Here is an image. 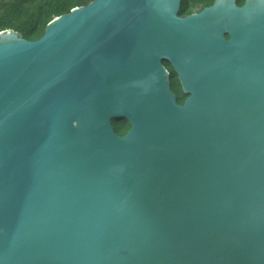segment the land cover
Here are the masks:
<instances>
[{
	"label": "water",
	"instance_id": "water-1",
	"mask_svg": "<svg viewBox=\"0 0 264 264\" xmlns=\"http://www.w3.org/2000/svg\"><path fill=\"white\" fill-rule=\"evenodd\" d=\"M182 1L0 32V264H264V0Z\"/></svg>",
	"mask_w": 264,
	"mask_h": 264
},
{
	"label": "trees",
	"instance_id": "trees-1",
	"mask_svg": "<svg viewBox=\"0 0 264 264\" xmlns=\"http://www.w3.org/2000/svg\"><path fill=\"white\" fill-rule=\"evenodd\" d=\"M93 0H0V32L3 30H15L30 41L40 39L49 22L54 18L69 13L75 7L86 6ZM215 0H204V8L213 5ZM245 0H238L243 5ZM191 4L187 0L182 1L181 16L192 14ZM203 8V9H204ZM171 77V88L183 104L187 98L177 74L169 63H165ZM115 131L120 136L126 135L131 126L126 119L114 120Z\"/></svg>",
	"mask_w": 264,
	"mask_h": 264
},
{
	"label": "rangeland",
	"instance_id": "rangeland-1",
	"mask_svg": "<svg viewBox=\"0 0 264 264\" xmlns=\"http://www.w3.org/2000/svg\"><path fill=\"white\" fill-rule=\"evenodd\" d=\"M191 4L190 11L192 13H198L204 8V0H187Z\"/></svg>",
	"mask_w": 264,
	"mask_h": 264
},
{
	"label": "flooded vegetation",
	"instance_id": "flooded-vegetation-1",
	"mask_svg": "<svg viewBox=\"0 0 264 264\" xmlns=\"http://www.w3.org/2000/svg\"><path fill=\"white\" fill-rule=\"evenodd\" d=\"M193 14V13H192Z\"/></svg>",
	"mask_w": 264,
	"mask_h": 264
}]
</instances>
